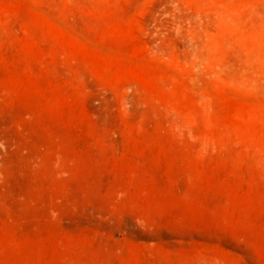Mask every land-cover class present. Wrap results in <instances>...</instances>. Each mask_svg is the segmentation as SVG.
Listing matches in <instances>:
<instances>
[{"label": "rangeland", "instance_id": "rangeland-1", "mask_svg": "<svg viewBox=\"0 0 264 264\" xmlns=\"http://www.w3.org/2000/svg\"><path fill=\"white\" fill-rule=\"evenodd\" d=\"M0 264H264V0H0Z\"/></svg>", "mask_w": 264, "mask_h": 264}]
</instances>
